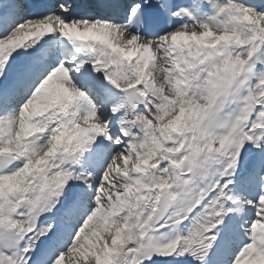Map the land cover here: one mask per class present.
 I'll return each mask as SVG.
<instances>
[{
    "label": "snow or ice",
    "instance_id": "snow-or-ice-1",
    "mask_svg": "<svg viewBox=\"0 0 264 264\" xmlns=\"http://www.w3.org/2000/svg\"><path fill=\"white\" fill-rule=\"evenodd\" d=\"M0 264H264V0H0Z\"/></svg>",
    "mask_w": 264,
    "mask_h": 264
},
{
    "label": "bare ground",
    "instance_id": "bare-ground-1",
    "mask_svg": "<svg viewBox=\"0 0 264 264\" xmlns=\"http://www.w3.org/2000/svg\"><path fill=\"white\" fill-rule=\"evenodd\" d=\"M86 35H92V33H88V34H86Z\"/></svg>",
    "mask_w": 264,
    "mask_h": 264
}]
</instances>
